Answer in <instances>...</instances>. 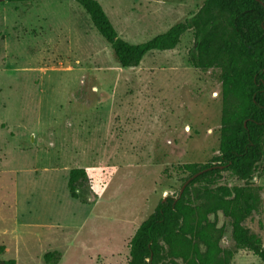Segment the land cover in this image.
<instances>
[{"label":"rangeland","instance_id":"rangeland-1","mask_svg":"<svg viewBox=\"0 0 264 264\" xmlns=\"http://www.w3.org/2000/svg\"><path fill=\"white\" fill-rule=\"evenodd\" d=\"M98 1L122 39L141 44L205 0ZM193 46L189 31L123 69L77 3L0 2V264H47L51 251L58 264H128L140 224L181 190L182 166L219 155L220 71L193 68ZM74 168L90 177L80 200ZM244 184L223 168L219 185ZM252 184L261 206L245 225L264 244V159ZM233 264L263 263L240 251Z\"/></svg>","mask_w":264,"mask_h":264},{"label":"trees","instance_id":"trees-1","mask_svg":"<svg viewBox=\"0 0 264 264\" xmlns=\"http://www.w3.org/2000/svg\"><path fill=\"white\" fill-rule=\"evenodd\" d=\"M70 1L86 11L123 69L139 67L150 52L175 50L182 37L192 31L194 46L188 56L191 66L202 72L220 71L219 155L206 165L182 166L188 176L181 190L162 199L140 224L129 243L128 264H233L240 251L252 253L264 264L262 239L245 225L261 206L258 188L252 181L264 159V0H205L190 18L141 44L119 36L98 0ZM221 167L233 171L244 186L219 185ZM89 184L86 169L69 172L68 189L73 199L80 200V191ZM219 214L228 224L220 227L216 219H211ZM228 228L231 246L223 242ZM2 250L0 247V253ZM61 257L60 252L51 251L44 255V261L58 264Z\"/></svg>","mask_w":264,"mask_h":264},{"label":"water","instance_id":"water-1","mask_svg":"<svg viewBox=\"0 0 264 264\" xmlns=\"http://www.w3.org/2000/svg\"><path fill=\"white\" fill-rule=\"evenodd\" d=\"M4 1H6V0H0V2H4ZM200 174H202V173H200ZM199 174V175H200ZM198 175H196L195 177H197ZM190 181H188L185 185H184V187H183V189H182V191L181 192H183L184 191V189H185V187H186V185L189 183Z\"/></svg>","mask_w":264,"mask_h":264},{"label":"flooded vegetation","instance_id":"flooded-vegetation-1","mask_svg":"<svg viewBox=\"0 0 264 264\" xmlns=\"http://www.w3.org/2000/svg\"><path fill=\"white\" fill-rule=\"evenodd\" d=\"M223 169V167H221Z\"/></svg>","mask_w":264,"mask_h":264}]
</instances>
